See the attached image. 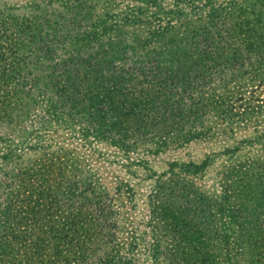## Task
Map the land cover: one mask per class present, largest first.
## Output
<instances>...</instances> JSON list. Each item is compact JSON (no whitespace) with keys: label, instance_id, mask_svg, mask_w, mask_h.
I'll return each instance as SVG.
<instances>
[{"label":"rangeland","instance_id":"rangeland-1","mask_svg":"<svg viewBox=\"0 0 264 264\" xmlns=\"http://www.w3.org/2000/svg\"><path fill=\"white\" fill-rule=\"evenodd\" d=\"M61 1L65 2L0 0V10L37 11L48 20L47 24L39 21L40 37L28 40L37 63L33 76L51 75L60 82L67 65L61 70L53 64L67 58L66 62L78 58L81 69L89 64L97 74L110 72L103 61L108 47L100 53V46L77 39L80 31H93L98 42L124 48L121 60L115 62L123 67L116 78L118 89L148 100L143 104L146 109L133 106L118 129L98 135L96 131L103 128L93 129L85 140L81 129L89 124L78 105L68 104L74 112L61 107L62 111L45 123L29 121L32 113L38 117L44 114V102L53 96L51 88L39 81L22 121L5 118L1 123L5 137L13 140L7 150L14 153L20 146L22 155L20 160L14 155L0 159V178L1 172L10 176L17 173L16 168L25 171V163L40 153L53 155V161L56 156L60 159L59 153L64 154L79 174L73 178L74 196L67 198L70 207L65 214L73 216L72 205L81 202L91 212L90 220L78 229L89 239L84 248L88 264H264V173L260 169L245 175L234 173L246 162L264 166V91L253 87L257 81L254 72L237 63L233 68L226 66L223 76H218L222 66L217 63L214 74L203 79L196 71H180L184 50L178 52L175 43L186 42L179 40H170L173 42L163 53L166 62L159 61L162 53L151 58L154 48L166 45L162 41L169 40L167 35L205 23L208 7L190 0H66L65 8L58 5ZM162 11H171L168 16L173 27L154 35L164 30L157 28L156 21ZM155 57L158 65L166 67L164 73L159 68L127 79L129 71L122 72L130 62L138 69H149ZM206 95L243 99L234 98L233 112L221 116L224 106L206 103L202 100ZM38 123L44 126L34 128ZM1 146L0 156L5 153ZM69 176L67 173L66 178ZM81 177L95 180L93 191L82 192ZM252 180L255 185L237 196V211H228L235 203L231 197L223 200V185L234 181L232 185L242 188ZM102 194L107 195L104 202L114 199L110 217L104 218L107 208H103ZM96 196L101 197V204L95 203ZM110 226L119 236L117 246L100 237V230ZM104 253H117L120 258L114 256L111 263H103L100 257Z\"/></svg>","mask_w":264,"mask_h":264},{"label":"trees","instance_id":"trees-1","mask_svg":"<svg viewBox=\"0 0 264 264\" xmlns=\"http://www.w3.org/2000/svg\"><path fill=\"white\" fill-rule=\"evenodd\" d=\"M213 1L190 0L196 6L208 7L207 21L193 27L190 31H179L180 36L177 33L167 35L168 42L162 41L166 45H162L157 50L154 48L151 58L162 53L159 61L166 62L163 53L168 51V46L176 40L184 41L186 42L184 45L175 43L178 52L184 50L180 57V60L184 61V66L180 67V71H196V74L201 76L199 79H203L210 72L214 74L217 63L222 66L218 76L224 75L223 69L233 68V64L237 63L240 66L249 67L254 72L253 79L257 81L253 87L264 91V0H223L212 3ZM65 2L61 1L58 5L67 8ZM170 12L162 11V15L156 19L157 28L161 26V29L164 30L156 32L154 35H162L167 29L173 27L168 16ZM39 21L46 24L48 22L37 11L21 9L15 12L12 8L0 10V144L5 150V153L0 156L1 160L11 158L12 155L16 160L21 158L20 146L14 153L7 150L13 140L5 137L6 131L1 130V123L5 118H8L9 121L12 119L16 122L22 121L29 112L27 109L30 105L28 100L38 91L36 84L39 81L41 86L51 88L53 96L50 101L44 102L46 105L44 114L38 117L32 113L29 121L33 124L39 120L45 123L52 117H56L62 111L61 107L67 106L74 112L75 108L68 104L78 105L84 109L82 112L87 117L85 123L89 124V127L81 129V135L85 140L92 134L93 129L103 128L102 131H96V135L99 132L118 129L123 123L126 111L131 110L133 106L146 109V105L143 107V104L148 102V100L131 96L133 95L131 92L119 91V82L116 81V78L119 77L123 67L120 66V62H115L121 60L124 48L118 50L117 45L113 42L108 44L98 42V35L93 31L82 30L77 35V39L89 45L100 46V53L104 52V46L108 47L109 50H106L108 56L103 61L107 63L110 72L104 75L97 74L89 64L85 66V69H81L82 63H79L78 58L66 62L67 58L66 60H56L53 64L54 69L60 68L61 70L64 65H67V72L61 71V75L64 73V76L60 82H57V79L51 75L37 74L38 77L33 76L32 69L36 67L37 63L33 61V50L29 47L28 40L34 35L40 37L42 29L39 26ZM136 61H139V58ZM153 62L154 66L149 69H138L140 67H134L130 62L122 72L127 74L124 72L129 71L128 79L140 74H152L151 71H157L159 68L162 73L166 71V67L156 63L158 58L155 57ZM31 63L33 67H31ZM227 74L228 72L223 78H226ZM149 80L151 79L148 78L146 82L149 83ZM206 80L210 81L211 78H206ZM232 97V95H228L222 99L220 95L214 97L206 95L202 100L206 103H213L217 108L224 106L221 107L223 108L221 116H224L226 112L229 114L233 112L234 98L243 99ZM94 122L97 125H93ZM43 123H38L34 128L43 127ZM52 156L48 153H40V155L34 156L30 162L25 163L27 167L25 171L16 168L17 173L10 176L1 172L0 264H83L84 262L88 264L85 260H90L84 253L89 239L78 232V229L90 220V210L81 202V204L72 205L74 207L71 209L74 210L73 216L69 217L65 214L67 208L70 207V205L67 206V198L74 196L71 187L75 185L76 180L73 178L79 174L76 173V167H72V163L64 154L59 153L60 159L56 156L54 161L52 158L50 159ZM259 164L246 162L240 166L242 169L235 170L234 173L240 171L245 175L253 169H260L259 171L264 173V166L259 168ZM67 173L70 176L66 178ZM81 182L82 192L84 190L91 192L96 185L95 180L90 177H81ZM233 183L234 181H231L229 186L224 184L222 187L223 200L226 197H231V201L235 203L233 208H228V211H237L239 193L242 189L255 185L253 180L251 184H246L242 188L237 187L236 184L232 185ZM102 195H104L102 197L103 208H107V215H104V218L110 217L114 199L108 198L107 202H104L107 195ZM95 198V203L101 204V197L96 196ZM75 216L78 219H73ZM112 227L101 229L100 237L112 243V246H117L116 239L119 236L114 227L113 230L111 229ZM90 251L92 250L90 249ZM114 256L120 258L117 253L113 256L104 253L100 259L102 258L101 262L103 263H111Z\"/></svg>","mask_w":264,"mask_h":264}]
</instances>
